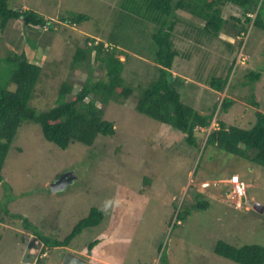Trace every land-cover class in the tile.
Segmentation results:
<instances>
[{
  "label": "rangeland",
  "instance_id": "rangeland-1",
  "mask_svg": "<svg viewBox=\"0 0 264 264\" xmlns=\"http://www.w3.org/2000/svg\"><path fill=\"white\" fill-rule=\"evenodd\" d=\"M144 2L8 0L10 9H30L51 21L50 28H33L35 31L24 28L22 21L13 25L23 35L18 53L24 50L31 61L43 66L30 106L38 111L56 106L59 90L68 80L75 83L77 93L89 73L74 66V58L79 50L99 43L110 50L118 46L125 51L128 62L123 77L134 94L124 103L112 102L105 108V119L114 123L116 135H99L93 146L75 142L64 150L47 141L39 125L25 122L20 127L0 184V264H29L33 255L47 256L45 264H63L68 254L89 264H164L163 256L166 264H238L215 253L219 241L238 247L264 246V216L253 206H264V168L206 146L211 128L197 132L200 147L192 148L183 134L136 110L142 90L159 76L154 60L156 46L149 39L156 29L145 18ZM80 14L88 19L79 24L70 22ZM176 16L184 22L176 25L178 47L191 51L193 58L191 62L180 59L172 72L186 78L187 83L198 82L195 77L203 81L225 78L234 55L227 52L222 41L236 45L244 42L241 50L236 46L235 66L223 93L204 82L196 96L185 94L183 100L187 104L193 100L197 109L206 113L216 108L212 125L224 121L251 128L256 113L264 112V31L252 24L245 36L222 34L219 40L206 43V38L202 44H195L183 31L189 30L188 23L202 26L200 20L181 11ZM14 39L13 31L3 34L0 58L15 51ZM29 40L47 48L32 50ZM88 56L93 77L103 76L100 64L94 61L95 52ZM125 56L117 57L125 61ZM252 71L263 75L249 83L246 75ZM253 94L259 107L251 104ZM224 96L234 100L228 111L221 110ZM68 173L72 176L67 186L54 193L51 185ZM233 173L248 187L243 208H235L227 197L226 184ZM197 193L207 200L208 208L192 209ZM2 205H7L12 215L28 219L43 235L60 240L92 208L102 210L105 219L68 247L46 248L37 245L39 240L21 219L7 216Z\"/></svg>",
  "mask_w": 264,
  "mask_h": 264
},
{
  "label": "trees",
  "instance_id": "trees-1",
  "mask_svg": "<svg viewBox=\"0 0 264 264\" xmlns=\"http://www.w3.org/2000/svg\"><path fill=\"white\" fill-rule=\"evenodd\" d=\"M144 1L145 18L150 20L156 29L149 34V39L151 37L156 46L154 60L158 64L159 76L142 90L137 100L136 110L163 126L183 134L186 144L192 148L200 147L197 132L211 128L206 146H213L247 159L254 166L264 168V112L256 113V122L248 129L230 125L224 121H217L218 127L212 128L216 108L209 109V113H206L197 109L193 100H190L189 104L183 100L185 94L187 97L198 94V85L202 86L201 83L204 82L210 89L223 93L228 84L229 75L235 66L236 46L241 50L244 42L241 40L240 44L236 45L230 41H222L227 52L231 53V56L234 55V60L230 62L229 72L225 78L209 77L203 81L201 77H195L198 82L187 83L186 78L174 75L172 72L179 65L180 59L191 62L193 58L191 51H181L178 47L177 39L179 38L176 37V25L184 22L176 16L177 12H185L200 20L202 26L188 23L186 27L189 30L186 29L183 33L192 37L195 44H202L206 38L208 40L206 43L219 40L222 34L230 37L245 36L252 24L264 31V0ZM238 8L241 12L237 10ZM87 19V15L80 14L72 17L70 22L79 24ZM17 21H22L24 28H32L31 30L37 27L50 28L51 22L30 9H10L8 0H0V40L3 34H8V31H13L15 34L13 43L15 51L10 50L11 54L0 58V184L4 181L2 171L6 158L20 127L25 122L39 125L44 138L61 149L65 150L75 142L93 146L99 135L107 137L116 135L114 123L105 119V108L112 102L124 103L134 94V89L123 77L125 64L128 62L125 51L119 49L118 46L110 50L105 48L103 43H99L96 46L92 45L79 50L80 53L74 58V66L78 65L79 69L88 70L89 73L81 89L74 94L75 83L71 80L65 81L59 90L56 106L48 111H38L30 106V101L40 81L43 66L31 61L24 50L18 53L23 35L20 36L19 30L13 27ZM29 42L32 50L47 48L34 40H29ZM92 52H95L94 61L100 64L101 70L105 73L101 77H93L94 69L88 56ZM119 55H124L126 60L121 61L117 57ZM262 75L261 72L252 71L246 77L249 78V83H252L259 81ZM252 97L251 104L259 107L255 95ZM233 102V99L224 96L221 110L228 111ZM235 174L237 173L232 175ZM228 187L230 190V186ZM203 197L200 193L196 194L197 201L192 205V209L208 208L209 203ZM233 205L237 208L235 204ZM2 211L11 218L21 219L23 226L31 229L39 240L40 243L38 242L37 245L43 244L46 248L68 247L85 230L100 225L105 219L102 210L92 208L88 216L75 224L71 232L60 240L43 235L28 219L20 215H12L7 205H2ZM187 214L189 212H186ZM260 215L264 216V214ZM181 219L182 217L179 216V220ZM97 243L98 240L92 242L89 248L92 249ZM44 249L42 248V251L46 252L47 250ZM214 251L217 255L238 264H264V246L262 245L238 247L219 241ZM33 256L29 258V264H45L47 256ZM40 256L42 258H39ZM161 261L164 264L167 263L164 256Z\"/></svg>",
  "mask_w": 264,
  "mask_h": 264
},
{
  "label": "built area",
  "instance_id": "built-area-1",
  "mask_svg": "<svg viewBox=\"0 0 264 264\" xmlns=\"http://www.w3.org/2000/svg\"><path fill=\"white\" fill-rule=\"evenodd\" d=\"M215 127H218V125L214 122L212 128ZM226 185L230 186L227 197L231 199L237 207H241L244 204V199L247 193L246 183L241 180L239 175L235 174L232 175L230 179H228ZM233 199H236V201H234Z\"/></svg>",
  "mask_w": 264,
  "mask_h": 264
},
{
  "label": "water",
  "instance_id": "water-1",
  "mask_svg": "<svg viewBox=\"0 0 264 264\" xmlns=\"http://www.w3.org/2000/svg\"><path fill=\"white\" fill-rule=\"evenodd\" d=\"M68 174L64 175L59 181L56 183H53L51 185V190L55 193L57 191L63 190L67 186V180H68ZM254 209L260 214H264V206L260 204H254ZM63 264H89L87 260L74 255V254H68L65 256V259L63 261Z\"/></svg>",
  "mask_w": 264,
  "mask_h": 264
},
{
  "label": "crops",
  "instance_id": "crops-1",
  "mask_svg": "<svg viewBox=\"0 0 264 264\" xmlns=\"http://www.w3.org/2000/svg\"><path fill=\"white\" fill-rule=\"evenodd\" d=\"M198 86H200V85H198ZM166 127V126H165ZM166 128H168V127H166ZM228 181V180H227Z\"/></svg>",
  "mask_w": 264,
  "mask_h": 264
},
{
  "label": "flooded vegetation",
  "instance_id": "flooded-vegetation-1",
  "mask_svg": "<svg viewBox=\"0 0 264 264\" xmlns=\"http://www.w3.org/2000/svg\"><path fill=\"white\" fill-rule=\"evenodd\" d=\"M70 176H72V175H68V177H70Z\"/></svg>",
  "mask_w": 264,
  "mask_h": 264
},
{
  "label": "clouds",
  "instance_id": "clouds-1",
  "mask_svg": "<svg viewBox=\"0 0 264 264\" xmlns=\"http://www.w3.org/2000/svg\"><path fill=\"white\" fill-rule=\"evenodd\" d=\"M248 204H251V203H248ZM252 205V204H251Z\"/></svg>",
  "mask_w": 264,
  "mask_h": 264
}]
</instances>
